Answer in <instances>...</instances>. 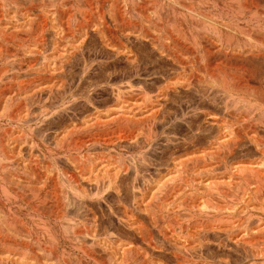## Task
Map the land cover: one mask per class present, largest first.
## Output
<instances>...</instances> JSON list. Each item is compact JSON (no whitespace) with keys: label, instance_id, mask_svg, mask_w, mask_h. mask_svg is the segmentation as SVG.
<instances>
[{"label":"bare ground","instance_id":"6f19581e","mask_svg":"<svg viewBox=\"0 0 264 264\" xmlns=\"http://www.w3.org/2000/svg\"><path fill=\"white\" fill-rule=\"evenodd\" d=\"M50 1H52L50 7L53 9L51 11L47 9L48 11L43 12L44 14H39L41 17H35L31 6L25 7L27 13L24 15L29 14L26 21L23 23L21 21L20 25L8 24L3 32L1 30L4 28L0 30V34H4L3 38L0 37L3 43L11 42L9 44H12L15 41L16 45L15 39L20 40L21 33L29 34L35 31L41 34L43 30L45 32L48 25L55 40L62 41L57 38L65 34L73 35L74 30H77L79 35L77 40L69 42L71 51H63L62 54L59 52L58 55L55 53V59L59 61L52 65L48 62L50 65L46 66V64L42 67L44 62L40 66L42 68L35 69V67L29 70L30 65H28V70H23L24 66L22 67L21 64L25 62V59L22 62V60H16L19 57H14L18 69L14 67L9 73L17 70L21 75L27 76L28 82H23L21 80L23 77L17 73H12L11 76L5 75L8 72L6 68L0 71V105L3 104L0 110V198H5L7 207L1 208L3 204L0 207V264H25V260L23 263L16 261L19 254L15 255L16 258L12 256L13 252H23V249L27 254L31 252L37 259L33 260L34 257L28 260L33 257L30 253L26 264H165L161 260H173V264H189L188 260H201V262L198 261L200 264H264V85L260 84L262 87L250 85L251 80L248 77L252 78L253 74L245 64L249 62L248 59L251 61L255 59L261 61L264 66V30L262 32L257 28L259 31L256 33L255 28L253 30L252 26H248L251 21L261 18L264 20V9L261 10L264 8V0H101V9L98 8L100 11L96 9V15L93 12L96 18L91 25L88 24L90 14L82 10L79 4L77 6L81 10L74 8V4L85 3L90 9L92 6H98L97 0ZM74 9H79L76 13L78 18H75ZM249 14L252 15L249 16ZM58 21L61 28L57 27V24L52 26ZM255 21L254 24L259 22L255 23ZM90 35L97 38L102 50L125 64V74L121 79L126 80L127 88L124 86L119 89L121 87L117 86L119 88L115 90L114 104L109 111H95L90 118L87 117L88 119L82 120L83 122L78 125L75 123L77 126L69 120L72 125L68 122L69 125L65 124L61 132H54L55 137L53 136L54 139L50 141V144L47 143L49 136L45 135L46 129L43 128V131L41 128L44 133L37 130L38 132L35 131L37 133L32 135L39 139V143L36 142L40 144L38 150L41 152L36 150L44 156L43 159L46 158L54 164L59 161L63 163L64 159V164L72 167L73 173L67 171L68 175L63 171L61 175L55 170L56 174L49 170L51 167L50 165L48 167L49 162L46 168L43 165L42 170L41 163V166H38L41 175H36L37 159L34 156V158L29 157L28 162L24 158V160L20 159L22 162L26 161L25 164L22 163L21 170L22 165L18 166L20 161L13 162L15 156L13 153L21 149L9 144L12 137L15 138L16 135L11 137L10 132L8 136L11 138H6L8 127L18 118L15 117L18 114L14 115L17 112V109L14 110L15 106L21 102H24L23 105L26 106L29 100L31 102V99H38L40 102L52 104L51 107H55L56 110L54 113H66L67 107L70 108L71 105L75 107L73 104L77 100L73 101L76 98L85 97L83 101L87 104L91 103L92 98L87 95L89 92H87L86 84L91 78L93 61L91 63L83 56L86 40ZM115 41L117 44L114 43ZM134 45L147 46L156 58L165 60L169 63H166L167 65L180 71L177 75H174V72L171 73L174 77L168 75L165 85L155 91L151 97L145 96L148 93L143 95L140 91L133 92V87L141 84L137 82L142 80L135 79L140 76L139 65L141 66L142 63L139 62H144L143 58L139 59L136 54ZM3 51L4 49L1 55ZM24 51L26 53L24 52L23 56L26 58L30 55L31 58L32 54L27 50ZM77 56L81 57L82 68L80 66L81 76L74 80L70 76L73 72L70 74L69 69L71 62L76 60ZM8 57L13 58L10 53H7ZM237 59L244 60V64L237 63ZM6 65L4 66L9 67L8 64ZM13 65L14 62L11 66ZM200 70H203L209 78L211 85H207L205 82L207 79L200 75ZM4 75L10 78L5 77L7 81L3 82L4 78L1 76L4 77ZM73 75L75 76V73ZM28 76L32 82L29 81ZM262 77L258 80L261 79L260 81L264 83V75ZM16 80L22 81L23 84L17 83ZM18 84L25 86L26 90L23 87L25 91H20ZM179 91L186 94L192 92L197 99L190 97L191 95H188L189 97L186 95L185 99L176 98L174 94ZM169 103L178 104L180 115L176 114L178 111L173 112L174 118H189L188 120L193 122L190 127L187 125L191 129V134L187 136L188 138H182L183 145L175 137L166 135L167 132H164L165 134L158 132L157 126L165 125V114L169 113L166 106ZM46 110L49 109L46 108ZM47 116L51 117L50 114ZM20 119L15 120L18 122L13 125L18 126L17 129L23 127L25 134L26 132L29 134L28 131L33 134L31 130L34 127L31 129L28 126V128L27 122L23 123ZM55 119L57 120L56 117ZM136 125L139 128L142 126L147 128V133L143 139L141 138L146 151L140 153V156H128L126 161L116 158L118 161L116 160L114 165V162L92 157L88 152V155L81 156V161L84 160L88 165V172L75 174V169L80 167L81 161L73 160L70 153L80 152L90 143L102 146L101 149L107 148V151L136 145L139 142L137 140L139 136L128 133L129 129ZM10 128L13 130L12 127ZM23 134L22 138L19 134L20 136L15 140L23 139L25 135ZM31 134L30 139L29 135L24 136L26 140L24 143L29 147V149L26 148L27 151L36 147H33L35 143L31 140ZM86 134L89 135L88 140ZM204 136H208L205 146L201 145ZM15 140L12 141L13 145ZM16 144L23 147V143ZM42 144L51 146V149ZM154 149L164 150L158 152L161 153V156H158ZM178 149L183 151L176 153ZM149 151H153L156 155L150 156L147 153ZM19 153L20 151L18 158H20ZM67 153L70 156L66 155ZM111 153L114 152L111 151ZM60 154L64 155L63 159L59 158L60 160L56 161ZM114 155L120 156L115 153ZM150 167L168 169V174L164 173L166 175L164 176L168 178L157 189L156 194L167 193L166 190L169 189L172 195H167L171 197L181 194L179 202L176 200L175 204L173 200V203L156 200L157 206L151 208L156 209L154 211L148 205L143 206L136 201L135 180L142 177L143 170L149 171ZM157 171L162 173L161 169L160 171L157 169L154 173L157 174ZM18 174L25 175L24 180L19 178ZM164 176L161 178L164 179ZM78 178L87 189L79 184ZM60 180H63V186L59 184ZM65 184L70 191L68 195L66 193L64 195L63 190H60ZM10 186L20 187L23 192L31 193L35 200L34 202L32 200V203L38 207L34 208L30 202L32 207L27 208L31 210V213L24 215L19 213V208L15 207L18 211L12 210L14 208L11 206L12 203L10 204L12 193H9L11 197L8 194L13 191ZM58 188L63 196H60L61 193L58 195ZM110 191L115 195V205L113 202L109 204V202L106 203L108 200L105 202L100 199L104 193ZM23 195H21L23 200H20L22 203L25 199ZM102 199L104 200V197ZM100 203L102 207L104 205L103 208ZM93 205L97 207L98 214L93 210L95 208ZM129 213L136 218L131 219L133 215H128ZM177 226L180 231L183 230L184 236L182 232V235L175 234L173 227ZM122 235L130 240L126 241L127 243L123 242ZM125 237L124 239L127 238ZM21 248L23 249L20 250ZM97 251L105 254L106 260L98 259L95 256ZM27 254L24 253L26 257H29ZM10 255L15 260L11 259ZM52 256H55L56 263L52 261ZM191 264L198 263L194 261Z\"/></svg>","mask_w":264,"mask_h":264},{"label":"rangeland","instance_id":"374dc122","mask_svg":"<svg viewBox=\"0 0 264 264\" xmlns=\"http://www.w3.org/2000/svg\"><path fill=\"white\" fill-rule=\"evenodd\" d=\"M15 1V2H14ZM27 1V2H26ZM32 1V0H31ZM31 1H29V0H0V30L2 29V28H4V27H8L7 25L9 24V25H20V23H21V21H22V23L24 22V21H26V18H27V16L29 15H24V13H27L26 11H27V9L25 10V7L26 8H29V6H31L32 8H33V11L35 12H30V13H34L35 14V17H41L39 14H44L43 12H47L49 9H50V11L53 9V8H51L50 7V5H51V2L52 1H50V0H43V1H41V0H33V2H31ZM41 1V2H40ZM100 1L101 0H97V2H99L98 4H96V5H98V6H92L90 9L89 8H87L86 7V5H85V3L83 4V3H77V4H74V8H79V7H81V9L82 10H84L88 15H89V18H88V24L89 25H91V23L92 22H94L95 21V15H96V9L98 10V11H100L99 9H101V4H100ZM25 2V3H24ZM31 3V5H30V3ZM38 2V3H37ZM23 3V4H22ZM34 3V4H33ZM36 3V4H35ZM42 3H43V5H42ZM19 4H21V6L19 5ZM27 4H28V6H27ZM79 4V7L77 6ZM80 4H82V5H80ZM75 5L77 6V7H75ZM85 5V6H84ZM20 6V7H19ZM36 6V7H35ZM45 6V7H44ZM49 7V8H48ZM2 8H4V9H2ZM84 8V9H83ZM94 8V9H93ZM99 8V9H98ZM48 9V10H47ZM80 9V8H79ZM79 9H74V12H75V18H78L77 16V10H79ZM80 9V10H81ZM87 9V10H86ZM263 9L264 8H262L261 10L263 11ZM39 10H40V12H39ZM90 10V11H89ZM91 12V13H90ZM93 12L95 13V15H93ZM38 15H37V14ZM34 14H32V16L34 15ZM24 15V16H23ZM37 15V16H36ZM252 14H249V16H251ZM93 16V17H92ZM249 16L247 17V18H249ZM38 17V18H39ZM38 18H36L37 19V21H38ZM253 18V17H252ZM254 18H257V17H255L254 16ZM23 19V20H22ZM8 20V21H7ZM40 20V19H39ZM260 20H262L263 22H261ZM255 21V20H254ZM254 21H251V22H249V23H251L250 25L248 24V26H252L253 28H251V29H253L254 30V28L256 29V30H254V31H256V33L259 31V30H261L262 32H263V30H264V20L261 18V19H257V21H259V22H257V21H255V23L256 24H258L257 26H256V24H254ZM57 22V21H56ZM54 23L52 26H56L55 24H57V27L59 26H61V25H58L60 22L58 21V23ZM74 21H72V23H73ZM3 23H4V25H3ZM19 23V24H18ZM21 23V24H22ZM261 23V24H260ZM6 24V25H5ZM34 24H36V22H34ZM260 24V25H259ZM250 27H249V29H250ZM61 28V27H60ZM257 28H259V30L257 31ZM46 29H47V31H46ZM63 29V28H62ZM3 30H5V28L4 29H2L1 30V32H3ZM77 31V30H76ZM75 30L73 31L74 33H73V35H72V33H71V35L69 36V35H66L65 34V36H61V38H57V39H62V41L60 40H55V38L52 36V31H50V28H49V25L45 28V32H44V30H43V32L40 34L39 32H31V33H26V34H24V33H21L20 35H19V39L20 40H18V39H15V40H17V45H16V43H15V41H14V43H12L14 46H12V44H9V43H11V42H9V43H3L2 41L3 40H1L2 38H3V35H2V33L0 34V37L2 36V38L0 39V41H1V43H0V45L2 46V47H4V48H0V49H4V51L2 52V54L3 55H1L0 56V69L1 68H4V69H1L0 71H2V70H5V68L8 70V72H7V74H5V75H7L8 76V74H10L9 73V71H12L13 70V68L15 67V69L17 68L18 69V65H16L17 63H15V61L16 60H22V62H23V60L25 61V62H23L22 64H21V66L23 67H21L23 70H28L27 68H28V65H30V67H29V70H31L32 68L34 69L35 67V69H37L38 67L39 68H42V67H45V65L46 66H48V65H52V64H54V63H57L59 60L58 59H55V57H56V54L55 53H57V55H58V53L60 52L61 54L63 53V51H69L70 50V45H69V42H74L75 40H77L78 38H79V35L77 34V32H76ZM260 31V32H261ZM5 32V31H4ZM76 32V33H75ZM259 32V33H260ZM36 33V34H35ZM36 36V37H35ZM39 36H41V37H39ZM77 36H78V38H77ZM23 39H22V38ZM26 39H25V38ZM63 37V38H62ZM65 37V38H64ZM72 37V38H71ZM70 38V39H69ZM42 39H43V41H42ZM95 39H96V41H95ZM23 40V41H22ZM29 40V41H28ZM64 40V41H63ZM68 40V41H67ZM22 41V42H21ZM25 41V42H24ZM37 41H38V43H37ZM54 41V42H53ZM58 41V42H57ZM40 42H41V44H40ZM62 42V43H61ZM91 42V43H90ZM18 43H19V45H18ZM43 43V44H42ZM56 43V44H55ZM115 44H117V41H115L114 42ZM35 44H37L36 46H35ZM39 44V45H38ZM10 45V46H9ZM24 45V46H23ZM44 47H43V46ZM66 45V46H65ZM22 46V47H21ZM41 46V47H40ZM55 46H57V47H55ZM63 48H62V47ZM5 47H6V49H5ZM15 47H17V49L15 48ZM19 47V48H18ZM142 46L140 45H134L133 46V48H134V50L136 51V54L138 55V57H139V59H141L142 60V58H143V60H144V62L146 63H144L143 61L141 62H139L140 64L142 63V64H144V65H142L141 64V66L139 65V74H140V76H139V78H136L135 80H142V81H140V82H137V83H141L140 85H141V87H140V85H135L134 87H133V92H142L143 93V95L146 93H148V95H145V96H149V97H151L152 96V94L153 93H155V91H157L159 88H162L163 87V85H165V83L167 82L166 80L169 78L168 77V75L170 76V77H174L171 73H173L174 75H177L178 73H180V71H179V69H177V68H173L171 65L169 66V65H167V64H169V63H167L165 60H160L159 58H156V56L154 55V54H152V53H150L151 51L149 50V48L147 47V46H143L142 48H141ZM13 48H14V50H13ZM25 48V49H24ZM27 48V49H26ZM32 48V49H31ZM92 48V49H91ZM29 49V50H28ZM31 49V50H30ZM36 49V50H35ZM40 49V50H39ZM54 49H56V50H54ZM58 49V50H57ZM63 49H65V50H63ZM1 50V51H2ZM24 50H27V52L29 51V53H31L32 54V56H31V58H30V55H28V56H26V58H25V56H23V55H25L24 54ZM87 50V51H86ZM90 50V51H89ZM1 51H0V53H1ZM7 51V52H6ZM23 51V52H22ZM34 51V52H33ZM54 51V52H53ZM71 51V50H70ZM104 50H102L101 48H100V46H99V42H98V40H97V38L95 37V36H88V39L86 40V46H85V49H84V53H83V56L86 58H84L83 56H82V58H84L85 60H88V61H91V63H92V61H93V64H91L92 66H91V69L93 70H91L90 71V76H91V78L89 79V84L87 83L86 85V88L88 87V90H87V92H89L87 95H89L92 99H91V103H88L87 104V102L86 101H83L84 100V98L85 97H81V98H76V99H74V101L73 102H75L76 100H77V102H75L74 104H73V106H75V107H72V105L70 106V108L69 107H67V112L64 114V113H58V112H56V113H54L56 110H55V107H51V105L52 104H50L49 102H47V103H45V102H40V100L38 101V99L36 100V99H31L32 101L30 102V100L27 102V104H26V106L25 105H23L24 104V102H21V103H19V104H17V105H19L18 107H17V105L15 106V108H14V110H16L17 109V112H15L14 113V115L15 114H18L17 116L15 115V117H18V118H16L15 120H18L19 121V119H20V116H21V119H20V121L22 122L23 121V123L25 122H27V124H26V126L28 127H30L31 129H32V127H34L33 128V130H31V131H33L32 133L33 134H31V132L30 131H28L29 132V134L26 132V134H25V131L23 130V127H22V129L19 127V129H21V131H23V133L25 134H23L19 129H17L16 127H18V126H14L15 124L14 123H16V122H18V121H16L15 122V120H13L14 121V125L13 124H10L11 126H9L8 128H9V130H7V135H6V138H8V137H10V136H8L9 134H10V132L13 134H11V137L12 136H14V135H16V136H14L15 138L16 137H19L20 135H21V138H22V134L24 135V136H28L29 135V139H30V134H31V140H33L34 141V146L33 147H35V148H33L34 149V152H33V149H31V151H27V149H29V147L27 146V144L26 143H24L26 140L24 139V136H23V139H21V140H19V141H23V142H19L17 139V142L18 143H23L22 145H23V147L22 146H20V144H16L17 142H16V140H15V138H13L12 137V140L9 142V144L11 145V146H14V147H20L19 149H21V150H19L20 151V153H19V157L20 158H18V152L19 151H15V152H17V154L14 152L13 153V156H12V154H11V156L13 157V162H19V165L18 166H21L20 168H21V170H22V168H23V164L22 163H26V161L28 162V160L30 159V158H36L35 160H36V162H37V164H36V166H37V168H36V171H35V173H36V175L38 174V175H41V173H39V172H41L40 171V169L42 170V168L44 167L43 165H45V168L47 167V164L50 162V161H48L46 158H44L43 159V155L41 154V153H39L38 151H40V150H38V149H40V144L38 145V141H39V139L37 138V136H35L37 139H35V137L34 136H32V135H35L38 131L37 130H41V128H42V130H43V128H44V130L46 129L47 131L45 132L46 134V136L48 135L49 137H47V139H48V144H50L51 142H52V140L54 139L53 138V136L55 137V133H58V131L59 132H61L60 130H62L63 129V127L65 126V124H68V122H69V120H72V124H74L75 126H77L78 124H80L81 122H83L82 120H86V118L87 117H91V114H93L95 111H102V112H107V111H109L112 107H113V101H114V99H115V97L114 96H116V91L115 90H117L119 87H121V88H119V89H122V87L124 88V86H125V84H126V80H123V79H121L122 77H123V75L125 74V69H126V67H125V64L122 62H120L119 60V62L117 61V58L116 57H114V56H110V53H108L107 51H104ZM140 51H142V52H140ZM6 53V55H5V53ZM36 52H38V53H36ZM64 52V53H65ZM106 52H107V54H106ZM7 53H10V54H12V56H13V58H7ZM26 53V52H25ZM51 53L53 54V55H51ZM102 53V54H101ZM104 54V55H103ZM16 55V56H15ZM19 55V56H18ZM37 57H36V56ZM40 55V56H39ZM55 55V56H54ZM87 55V56H86ZM90 55V56H89ZM145 55V56H144ZM4 56H6V57H4ZM22 56H23V58H22ZM35 56V57H34ZM89 56V57H88ZM14 57H19V58H17L16 60L14 59ZM29 57V58H28ZM33 57V58H32ZM50 57H52V58H50ZM78 58L76 59V60H74V61H72L71 63L73 64H71L70 65V74L73 72V74L75 73V76L73 75V74H71L70 76H72V78H74V80H76V79H79L78 77H80L81 76V68H82V60H80V58L81 57H79V56H77ZM108 57H109V59H108ZM147 57V59H144V58H146ZM22 58V59H21ZM28 58V59H27ZM88 58V59H87ZM113 58V59H112ZM8 59V60H7ZM10 59H11V62H12V60L14 59V65H13V67L11 66V64H13V62L11 63L10 62ZM115 59V60H114ZM32 60V61H31ZM43 60V61H42ZM238 61H236L237 63H240V64H244V60H241V59H237ZM253 60V59H252ZM258 60V59H257ZM9 61V62H8ZM75 61H76V63H75ZM78 61H79V64H78ZM97 61V62H96ZM100 61V62H99ZM116 61V62H115ZM147 61H148V63H147ZM165 61V62H164ZM242 61H243V63H242ZM247 61H249V62H245V64L247 65L246 67L248 68V69H250L249 71L253 74V76H252V78L251 77H248V79L249 80H251V81H249V83H250V85H252L253 87H256V85L258 86H260V84L261 85H264V83L262 82V81H260L263 77V75H264V66L262 65L263 63L261 62V61H256L255 59L253 60V61H251V60H247ZM7 62V63H6ZM45 62V63H44ZM50 64H49V63ZM81 62V63H80ZM102 62V63H101ZM155 62V63H154ZM8 64V66L9 67H5L4 65H6V64ZM10 63V64H9ZM43 63H44V65H43ZM167 63V64H166ZM262 63V64H261ZM41 64V65H40ZM101 64V65H100ZM260 66H259V65ZM16 65V66H15ZM25 65L27 66L26 68H25ZM39 65V66H38ZM43 65V66H42ZM97 65V66H96ZM146 65V66H145ZM7 66V65H6ZM40 66H42V67H40ZM80 66H81V68H80ZM118 66V67H117ZM249 66V67H248ZM72 67V68H71ZM78 67V68H77ZM103 67V68H102ZM125 67V68H124ZM170 67V68H169ZM25 68V69H24ZM31 68V69H30ZM38 68V69H39ZM77 70H76V69ZM95 68V69H94ZM98 68V69H97ZM122 68V69H121ZM145 68V69H144ZM257 68V69H256ZM10 69V70H9ZM72 69V70H71ZM169 69V70H168ZM109 70V71H108ZM253 70V71H252ZM105 73H104V72ZM176 71V72H175ZM203 72V70H200V75H202V77H204V79L206 80H204L206 83H207V85H211L210 83L211 82H209L210 80H209V78H207L206 77V74L204 73H202ZM122 72H123V74H122ZM142 72V73H141ZM255 72V73H254ZM12 73L13 72H11V74H10V76L12 75ZM14 73H17V74H19V76L20 77H23V79L21 78V80H23V82H28V79L26 78L27 76H25V75H21V73H18L17 72V70L15 71L14 70ZM13 73V74H14ZM78 73V74H77ZM96 73V74H95ZM104 73V74H103ZM112 73V74H111ZM106 74V75H105ZM111 74V75H110ZM146 74V75H145ZM150 74V75H149ZM158 74V75H157ZM262 76H261V75ZM4 75V77H2L1 76V78H4V79H2L3 80V82L4 81H7V79L8 78H10V77H7V76H5ZM145 75V76H144ZM166 75V76H165ZM256 75V76H255ZM24 76H25V78H24ZM114 76V77H113ZM5 77H7V79L5 78ZM112 77V78H111ZM155 77H156V79H155ZM163 77V78H162ZM262 77V78H261ZM28 78H29V76H28ZM258 78H261V79H259L258 80ZM6 79V80H5ZM18 79H20V78H18ZM27 80V81H25V80ZM120 79V80H119ZM209 80V81H208ZM254 80V81H253ZM17 81V83H20V84H23V82L21 81H19V80H16ZM29 81H31V79L29 78ZM32 82V81H31ZM31 82H30V84H31ZM91 82H92V84H91ZM101 82V83H100ZM103 82V83H102ZM106 82V83H105ZM123 82V83H122ZM144 84H143V83ZM16 83V82H15ZM209 83V84H208ZM27 84V83H26ZM29 83L27 84V85H30ZM95 84V85H94ZM121 84H122V86H121ZM24 85H25V83H24ZM89 85H91V86H89ZM93 85V86H92ZM20 86H22V88H20ZM19 86V84H18V88H19V90L20 91H25L26 90V87L25 86H23V85H20ZM117 86H119V87H117ZM25 88V90H23L24 88ZM27 87H29V86H27ZM92 87V88H91ZM140 87V88H139ZM260 87H262V86H260ZM125 88H127V86H125ZM134 88H135V90H134ZM144 88V89H143ZM22 89V90H21ZM93 89V90H92ZM139 89V90H138ZM143 89V90H142ZM261 89V88H260ZM27 90H28V88H27ZM146 90V91H145ZM112 91V92H111ZM109 94H108V93ZM129 92H132V91H129ZM181 93V94H180ZM114 94V95H113ZM149 94H151V95H149ZM176 94H178V95H176ZM175 96H176V98H183V99H185V98H187V97H189L190 95V97H195L196 99H197V97L194 95V94H192V92L190 93V92H188L187 94H186V92H182V91H179V93H175L174 94ZM183 97H182V96ZM185 95V96H184ZM186 95H187V97H186ZM189 95V96H188ZM194 98V99H195ZM80 99V100H79ZM36 102H35V101ZM79 100V101H78ZM83 101V102H82ZM25 102V103H26ZM38 102H39V104H38ZM80 102V103H79ZM85 102V103H84ZM31 103V104H30ZM42 103H44L43 104V106H42ZM48 103L50 104V105H48ZM0 104H1V102H0ZM41 104V105H40ZM46 104V105H45ZM54 104V103H53ZM32 105V106H31ZM2 106H3V104L2 105H0V110L2 109ZM41 106V107H40ZM44 106H48V107H46L47 109H49V110H46V108L44 107ZM178 104L176 105V104H174V103H169V104H167V106H166V109H167V111L169 112V113H167V114H165V117H166V120H165V125L164 126H162V125H158L157 126V129L159 130H157L160 134H161V132L163 133V134H165L166 132H167V134L166 135H168L169 137L171 136V137H175L177 140H179L180 141V143L182 144L183 142V140L185 139V137H187V136H190V132H191V129L189 128L190 127V125H191V123H193L192 122V120H188L187 118H174L175 116V114H173V112H177L176 114L177 115H180V114H178V113H180V110H178ZM184 106V105H183ZM43 107V108H42ZM51 107V108H50ZM42 108V109H41ZM69 108V109H68ZM72 108V109H71ZM96 108H97V110H96ZM172 108V109H171ZM43 109H45L44 110V112H43V114H41V112H42V110ZM51 109H53V110H51ZM95 109V110H94ZM177 109V110H176ZM180 109V108H179ZM73 110V111H72ZM20 111H21V113H20ZM48 111V112H47ZM52 113H51V112ZM19 112V113H18ZM37 112H38V114H37ZM53 113H54V115H53ZM1 114V113H0ZM32 114V115H31ZM39 114H41V115H39ZM46 114V115H45ZM47 114L49 115H51V117L50 116H47ZM23 115H25V116H23ZM26 115H27V117H26ZM40 117H39V116ZM58 115V116H57ZM61 115V116H60ZM43 116H45V117H43ZM63 116V117H62ZM71 116V117H70ZM75 116V117H74ZM14 117V118H15ZM23 117V118H22ZM32 117H33V119H32ZM38 117V118H37ZM42 117V118H41ZM47 117V118H46ZM50 119H49V118ZM55 117L57 118V120L55 119ZM74 117V118H73ZM26 118V119H25ZM31 118V119H30ZM44 118H46V119H44ZM174 118V119H173ZM41 119H43V120H41ZM76 119V120H75ZM88 119V118H87ZM39 120H41V121H39ZM45 120V121H44ZM49 120V121H48ZM53 120V121H52ZM66 120V122H64ZM170 121V123H169V121ZM172 120V121H171ZM184 120V121H183ZM29 121V122H28ZM32 121V122H31ZM43 121V122H42ZM56 121H58V122H56ZM178 121V122H177ZM20 122V123H21ZM52 122V123H51ZM74 122V123H73ZM174 122V123H173ZM188 122L190 123V124H188ZM43 123V124H42ZM56 123H58V124H56ZM64 123V124H63ZM77 125H76V124ZM36 124V125H35ZM49 124H51V126L49 125ZM56 126H55V125ZM69 124H70V122H69ZM68 124V125H69ZM72 124H70V125H72ZM170 124V125H169ZM49 125V126H48ZM59 125V126H58ZM168 125V126H167ZM173 125V126H172ZM189 127H188V126ZM14 126V127H13ZM10 127H12L13 128V130L10 128ZM25 127V126H24ZM27 127H25V128H27ZM28 127V128H29ZM40 127V128H39ZM72 127V126H71ZM143 127V128H142ZM142 127H138L137 125L136 126H133V127H131L130 129H129V132L128 131H126V133L128 132V133H134V136H135V134H136V136L138 135L139 137V139H137L139 142H138V144H136V145H132V146H129V147H127V146H125V147H123V148H116V149H110V151H107L106 149H101V147H99V146H97V145H93V144H87L86 146H85V148L84 149H82L80 152H77V153H70V155L67 153L66 155H69L70 157H72L73 158V160H75V161H78V160H80L81 161V156L82 155H88L89 153V155H92V157H100V158H102V159H104V160H108L109 162L111 161L114 165H115V163H116V160L117 159H122L123 161H126L127 160V158H128V156H133V157H137V156H140V153H142V152H144V151H146V148H144V146L142 145V139H143V137H144V135L147 133L146 131V129H145V127L144 126H142ZM147 127V126H146ZM161 127V128H160ZM169 127H171V128H169ZM188 127V128H187ZM7 128V129H8ZM16 128V132H15V129ZM35 129V130H34ZM132 129V130H131ZM136 129V130H135ZM139 129V130H138ZM190 129V130H189ZM12 130V131H11ZM18 130V131H17ZM41 130V132H43ZM49 130V131H48ZM56 130V131H55ZM172 130V131H171ZM9 131V132H8ZM35 131H37V132H35ZM131 131V132H130ZM142 131V132H141ZM14 132H15V134H14ZM18 132V133H17ZM20 132V133H19ZM55 132V133H54ZM165 132V133H164ZM172 132V133H171ZM188 132V133H187ZM44 133V132H43ZM17 134H18V136H17ZM20 134V135H19ZM28 134V135H27ZM50 134V135H49ZM172 134V135H171ZM175 134V135H174ZM189 134V135H188ZM91 135V134H90ZM85 136H87L86 137V139L88 140V134H86ZM10 137V138H11ZM184 137V139H182ZM205 137V136H204ZM208 137V136H207ZM207 137H205L204 139H205V141H204V139H203V142H202V144L201 145H204L205 143H207L206 141H207ZM142 138V139H141ZM188 138V137H187ZM20 139V138H19ZM180 139H182V140H180ZM13 140H15L14 142H15V144H16V146H15V144L13 145ZM38 143H37V142ZM51 141V142H50ZM12 143V144H11ZM180 144V145H181ZM38 145V146H37ZM42 145H45V144H42ZM183 145V144H182ZM93 146V147H92ZM95 146V147H94ZM205 146V145H204ZM38 147V148H37ZM42 148H43V146H41ZM45 147L47 148V147H49L48 149H51V146H46L45 145ZM88 147H89V150L91 151H89L88 150ZM196 147H198V146H196ZM199 147H201V146H199ZM203 147V146H202ZM27 148V149H26ZM97 148V149H96ZM105 148V147H104ZM190 149H193L192 147H189ZM38 151H37V150ZM160 149H161V147H160ZM104 150V151H103ZM158 150V151H157ZM162 150H164V149H162ZM162 150H159V149H154V151H155V153H157V155L159 156H161V153H158V152H161ZM179 150V149H178ZM35 151H37V152H35ZM102 151V152H101ZM111 151L112 152H114L115 154H117V155H120V156H122V158H120V156H116V155H114V153H111ZM116 151V152H115ZM119 151V152H118ZM177 151V150H176ZM180 151V152H179ZM179 151H177L176 153H181L182 151H181V149L179 150ZM29 152H30V154H29ZM41 152V151H40ZM89 152V153H88ZM98 152V153H97ZM100 152V153H99ZM31 153H33V154H31ZM86 153V154H85ZM93 153V154H92ZM119 153H121V154H119ZM148 154H150V156L152 155H156L153 151H149V152H147ZM29 154V155H28ZM35 154H36V156L37 157H39V159L35 156ZM108 156H107V155ZM113 154V156H111ZM123 154V155H122ZM40 155H42V156H40ZM61 155H62V157H61ZM73 155V156H72ZM77 155V156H76ZM137 155V156H136ZM34 156V157H33ZM58 156V155H57ZM111 156V157H110ZM114 156H116V157H114ZM27 157V158H26ZM30 157V158H29ZM63 157H64V155L63 154H60L59 155V157L58 158H56L57 160L56 161H59L60 159L59 158H61V160L63 159ZM77 157V158H76ZM14 158H16V159H18V160H14ZM25 159L26 161H21L20 159ZM29 158V159H28ZM115 158V159H114ZM117 158V159H116ZM23 159V160H24ZM28 159V160H27ZM78 159V160H77ZM111 159H114V160H111ZM44 160H47V161H45L44 162ZM50 160V159H49ZM38 161L40 162V163H38ZM63 161V163L61 162V161H59V162H57V163H53V162H50L49 164H48V167H50L49 168V170H51L52 172H56L55 170H57V172L58 173H63V171H65L64 173H68V172H70L71 171V173H73L74 172V170L72 169V167H70L69 165H67L66 166V164H64L65 162H64V159L62 160ZM118 161V160H117ZM84 162V163H83ZM119 162H122V161H119ZM21 163V164H20ZM42 163V164H41ZM39 164V165H38ZM42 166H41V165ZM59 164V165H58ZM27 165V164H26ZM25 165V166H26ZM50 165V166H49ZM55 165V166H54ZM116 165H118V164H116ZM41 166V168L39 169V167ZM53 166H54V168H53ZM61 166V167H60ZM80 167L79 168H76L75 169V174L76 175H78L79 173L81 174V172H85V173H87L88 171V165H87V163H85V161L84 160H82L81 161V163H80V165H79ZM19 168V169H20ZM54 169V171H53V169ZM62 168V169H61ZM66 168V169H65ZM72 170H71V169ZM151 168V167H150ZM164 169V171H163V169ZM162 168H151L149 171H145V170H143V175H142V177H139L138 179H136L135 181V184H134V186H135V193H134V195H135V198H136V201L140 204V203H142L141 205H143V206H145V205H148L149 207H150V209L151 208H154V207H156L157 206V201H159V202H161L160 200H165L166 201V203H167V201L168 202H172V200H173V202L174 201H180L181 199V197H180V195L178 196V195H176V197L174 196V197H171V193H170V190L168 191V190H166L167 191V193L166 192H163L162 194L160 193H157L156 194V191H157V189L159 188V187H161V184H163V182L165 181V179H167L168 177H165L167 174H168V169H166V167H162ZM39 169V170H38ZM155 169V170H154ZM157 169H159V171H160V169L162 170V173H158V171H157V174H155L156 172V170ZM78 170V171H77ZM60 171V172H59ZM68 171V172H67ZM38 172V173H37ZM57 172H56V174H57ZM149 172V173H148ZM155 172V173H154ZM16 173V172H15ZM14 173V174H15ZM18 173H21V172H18ZM166 175H165V174ZM79 174V175H80ZM16 175H17V173H16ZM20 175V176H19ZM62 175V174H61ZM64 175V174H63ZM68 175H69V173H68ZM165 175V176H164ZM162 176H164V179H162L161 177ZM18 177L19 178H21L22 180H24L23 178L25 177V175H22V174H18ZM158 177V178H157ZM64 179L66 178V177H63ZM63 179V180H64ZM159 179V180H158ZM63 180L61 181V183H59L60 185H62L63 186V184H64V182H63ZM107 179L105 178V180H104V184L106 185V181ZM139 180V181H138ZM78 182H79V184H81V185H84V187H85V184H83L81 181H80V179L78 178ZM156 182V183H155ZM161 182V183H160ZM155 183V184H154ZM23 185H25V184H23ZM22 185V186H23ZM176 185V184H175ZM59 186V185H58ZM62 186L60 187V188H62ZM67 185L65 184L64 185V188L63 189H60V188H58V195H59V193H61V195L60 196H63V194L64 195H68V192H70L69 191V189L67 190V187H66ZM11 187V186H10ZM16 186H14V188H13V186L10 188L11 190H13L14 192L16 191V193L14 194V192L13 191H10V192H8V194L10 193H12L11 195H12V202H10L11 200V198L9 199L10 201V204H11V206H13L14 208H12V210H15L16 208H19L18 210L20 211L19 213L21 214V215H24L25 213H31V210H29L31 207H32V205H33V203H32V200H33V195H30L31 193H29L28 191H26L27 193H29L28 195L27 194H25L26 192H23V189H21L20 187H16L17 188V190H16V188H15ZM154 187V188H153ZM157 187V188H156ZM21 189V191H20V193H18L19 192V190ZM86 188V187H85ZM141 188V189H140ZM59 189L60 190H63V194H62V191H59ZM87 189V188H86ZM22 192V193H21ZM149 192V193H148ZM154 192V193H153ZM66 193V194H65ZM141 193V194H140ZM10 194H9V196H10ZM16 195V197L14 196V195ZM18 194V195H17ZM23 194H25V196L23 195ZM152 194V195H151ZM159 194V196H157ZM165 194H166V196H168V197H166L165 196ZM167 194H171V195H167ZM21 195H23V197L25 198L24 199V201H23V203H25V200H26V203L25 204H23L21 201L23 200V198H22V196ZM104 195V196H103ZM102 195V197L100 198L102 201H107L106 203H108L109 202V204H112V202H113V205H115L114 204V200H115V195L113 194V192L112 191H110V192H106V193H104ZM108 195V196H107ZM155 195V196H154ZM19 196H21V198H18ZM29 196V197H28ZM152 196V197H151ZM169 196H170V198H169ZM11 197V196H10ZM15 197V198H14ZM104 197V200L102 199ZM153 197H160L159 199H154ZM178 197V199H176ZM180 197V198H179ZM27 198V199H26ZM32 198V199H31ZM140 198V199H139ZM143 198H144V200H143ZM153 198V199H152ZM166 198H168L167 200H166ZM1 200H0V207H1V204H3V206L1 207V208H3V209H6L7 207H6V201H5V198L4 197H1L0 198ZM4 201H3V200ZM16 199V200H15ZM106 199V200H105ZM138 199V200H137ZM180 199V200H179ZM21 200V201H20ZM31 200V201H30ZM112 200V201H111ZM140 200H142L141 202H140ZM152 200V202L150 203V201ZM154 200V201H153ZM157 200V201H156ZM27 201H29V203L27 202ZM35 200H33V202H34ZM146 201H148V202H146ZM162 201V202H163ZM177 201H176V203H177ZM32 203V205L30 206V204ZM158 202V203H159ZM172 202V203H173ZM23 205H22V204ZM37 203V202H36ZM143 203H145V204H143ZM175 203V202H174ZM175 203V204H176ZM26 204H28V206L26 205ZM35 204V203H34ZM97 203H95V205H96ZM101 204V203H100ZM156 204V205H155ZM19 205H20V207H19ZM26 205V206H25ZM88 205H89V203H88ZM95 205H93V207H95V208H93V210L96 212V214H98V212H97V205L95 206ZM29 206H30V208H29ZM34 206V208H37L35 205H33ZM5 207V208H4ZM16 207V208H15ZM29 209H28V208ZM101 207H102V204H101ZM103 207H104V205H103ZM102 207V208H103ZM9 209V208H8ZM18 210H15V211H18ZM151 210H154V209H151ZM154 211H156V209L154 210ZM128 215H133V214H128ZM129 217V216H128ZM131 217V216H130ZM129 217V218H130ZM133 217V218H132ZM131 217V219H135L136 218V216H132ZM173 229L175 230H173L174 232H175V234H180V235H182V233H183V230H179V226H177V227H173ZM183 229V228H182ZM20 231H22V230H20ZM179 231V232H178ZM182 232V233H181ZM22 233V232H21ZM185 234L183 233V236H184ZM123 237V235L121 236V240H123V242H125V243H127L126 241H129L130 239L127 237H125V235H124V237L126 238V239H124V237ZM23 248H21L20 250H22ZM15 251H17V249H14ZM13 250V251H14ZM24 251L22 252V251H19V249H18V251L19 252H13L14 254L12 255L13 257H15V255H17V254H19V255H17V257L19 258H16V261L18 260L19 261V263H20V261L23 263L24 262V260H25V264L26 263H28V260H32L35 256L31 253V252H29V251H27V252H29L28 254H29V257H26L25 255L27 254L25 251V249H23ZM11 252H12V249H11ZM98 252V251H97ZM21 253H23V254H21ZM24 253H25V255H24ZM32 254V258H30V255ZM99 253V254H98ZM98 253H96L95 252V256L98 258V259H101L102 258V260H106V257H105V254H101V252H98ZM27 254V255H28ZM154 254H156V253H154ZM10 255V257H11V259H14L12 256ZM21 255V256H20ZM20 256V257H19ZM23 256H25V257H23ZM104 256V257H103ZM21 257L23 258V259H21ZM53 257V256H52ZM55 257V256H54ZM54 257H53V259L52 258H50V259H52V261L54 262V263H56V260H54ZM25 258V259H24ZM28 258H30V259H28ZM28 259V260H27ZM15 260V259H14ZM23 260V261H22ZM26 260H27V262H26ZM33 260H37L36 259V257H35V259H33ZM163 263H167V264H173L174 262H173V260H161ZM191 261V260H190ZM189 260H188V262H189V264H191V262L193 263L194 261H195V263L197 262L198 264H200L198 261H200L201 262V260H192L191 262H190ZM57 262H58V260H57ZM171 262V263H170ZM173 262V263H172Z\"/></svg>","mask_w":264,"mask_h":264}]
</instances>
